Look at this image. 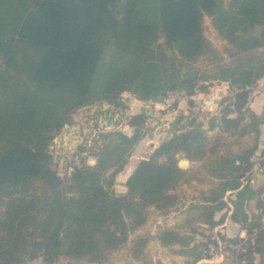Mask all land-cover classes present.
Wrapping results in <instances>:
<instances>
[{
  "label": "trees",
  "instance_id": "1",
  "mask_svg": "<svg viewBox=\"0 0 264 264\" xmlns=\"http://www.w3.org/2000/svg\"><path fill=\"white\" fill-rule=\"evenodd\" d=\"M206 15L227 41L229 58L206 38ZM176 52L190 62L207 59L213 72L183 73ZM210 76L229 82L234 92L221 100L220 116L208 129L197 116H184L178 131L139 160L127 193L114 186L143 137L145 113L131 116V136L103 133L95 152L72 146L73 152L89 150L96 163L60 174L56 145L71 135L81 106L100 99L120 104L126 90L141 101L170 90L208 92L198 83ZM262 77L264 0H0V264L107 260L145 224L150 207L169 212L181 200L180 185L204 179L181 167L180 156L202 163L218 180L191 205L210 227L223 223L230 209L224 197L234 195L231 219L247 236L220 233L229 251L223 264L230 257L237 264H264V185L253 187L249 179L264 124V113L252 111L249 102ZM216 128L210 138L208 130ZM224 134L251 143L222 154ZM255 197L259 211L250 213ZM148 239L131 241L135 255ZM157 239L180 245L191 264L212 258L218 246L211 235L197 241L173 228L159 231Z\"/></svg>",
  "mask_w": 264,
  "mask_h": 264
},
{
  "label": "rangeland",
  "instance_id": "2",
  "mask_svg": "<svg viewBox=\"0 0 264 264\" xmlns=\"http://www.w3.org/2000/svg\"><path fill=\"white\" fill-rule=\"evenodd\" d=\"M203 27L206 38L213 44V46L218 51H220V53H222L224 42L222 41V37L219 35L218 31L214 27L213 19L210 16H204ZM163 41H164L163 39H160V42ZM176 54L178 58V64L183 73L191 70H205L209 74L213 72L211 63L203 57H200L199 60L196 62H190L185 60L179 53L176 52ZM198 84L199 86L200 85L209 86L208 90H211V92L218 90L219 92H221V96H222V88H224L222 87V85L223 86L225 85V83L223 84L222 81H220L219 79L216 78L213 79L212 76H210L206 80H201ZM170 91H168L165 95L153 97L147 101L154 103L155 106L161 103L162 104L164 103L166 106V97ZM202 92L203 91H200V89H197V93L195 94H188L186 92L181 98L175 100L177 101L176 103H183L185 107L179 108L178 111H175V109L174 111H171L173 113L172 116H174L175 114H178V116L184 114L183 117L185 116L187 118L188 116H191L192 118L194 115L195 117L197 116L198 120L203 121L201 119L202 116V118L206 119V121L208 122V124H204V128L208 129L209 121L211 120V118L214 116H220V111L222 106L220 104V106H218L217 108H213V109L210 108L204 110V111H209L210 114H207L206 112L202 111L201 108L200 109L197 108L195 109L196 111H193L191 106L188 107V101L197 100L198 98H200L199 94ZM203 96L204 94L201 95V97ZM133 98H136V95L133 92L126 90L122 93L119 99L120 104H112L107 102L105 99H100L94 101L93 103L86 104L78 108L74 112V116H77V118L74 120L73 123L74 129L72 130L75 131L73 133V137L75 138V142L78 143L77 146L78 149H80V147L85 146L87 149H91L92 152H95L98 149V146H100L104 142L101 134L114 132V131H119V132L128 131L130 125L129 122L131 121V116H132L130 112L131 111L130 107L133 103L134 100ZM203 100L204 99L200 100V104L201 101ZM173 104L174 102H172L171 105L167 106V108L172 107ZM86 106H91V107H88L87 109H83ZM113 115H115L117 118V121L115 122L112 121L111 119L113 118L112 117ZM102 116H104L105 118H102ZM108 116L111 117L108 118ZM118 119L120 120V122H118ZM184 122L186 123L187 121L185 120ZM147 123L149 124V128H147V130L149 129L148 133L150 134V136L154 141L155 140L157 141L159 137L163 138L165 131L167 132L168 136L165 135L164 137L169 138L176 131H178L177 129L179 128L178 125L173 126V124L170 125V127H167L166 125L169 123L167 118L161 119L160 123L157 122L154 123V121L152 120L148 121ZM156 124H158L157 127H159V129H156ZM146 125L147 124H145V126ZM218 130H219L218 128L214 130H208L209 137L211 138L215 136ZM228 139H227L228 143L222 148L221 153L223 154L238 152L243 146L251 143L250 137L240 139L234 136L233 137L228 136ZM154 144L155 143H152V145ZM57 147L59 148V144H57ZM69 156H71V154L66 153L62 159L56 161L59 164V166L57 167L61 175H65L67 172L71 171L68 166L69 161H67L69 160V158H71ZM90 156H91V165H92V163H94V159H93L94 156L92 155ZM201 167H203L202 163H198V162L189 165L188 168H194L195 170H197L203 176L204 179L192 180L190 183H183L182 185H180V187L176 190V192L181 196V200L176 207L172 208L167 213L158 210L155 207H150L148 210V218L145 224H143L135 232L131 233L130 240L126 245H124L117 251L113 252L107 260L101 262L100 264H191L190 261L191 258L186 253L180 251L182 250L181 249L182 247L180 245L172 244L165 246L157 239V235L159 231L166 228H173L184 235L186 234L192 235L193 238L197 241L203 239L205 240L206 236L211 235L212 238L218 241V246L213 247L215 255L222 253L225 256L228 255L229 251L226 250V243L222 241L220 237V233L222 232L218 231L220 230V225L213 228L210 227L208 224H206L203 221L199 210L191 207L192 204L202 202L201 199L202 191H208L218 182V180L207 176L206 169L205 168L202 169ZM262 169L264 171V168ZM127 173L126 172L123 173V176H126ZM253 174L254 171L252 172V175ZM262 176L263 175L261 171L260 175H258L257 178L254 177L253 184L259 182L258 184L260 186L264 185V179L262 178ZM251 180L252 179H250V181ZM251 202L248 208L252 211L254 209L256 210L257 197H255ZM2 213H3V208L0 205V215ZM139 235H146L149 237V239L143 249V253L137 256L132 250L131 241L136 236ZM239 246L240 245H236V246L232 245L233 248H237ZM40 260L41 259H39L36 264H42ZM223 262H221V264H223ZM228 262L230 264H237L236 261L231 259V257L228 260ZM56 264H82V263H79L72 259L61 258Z\"/></svg>",
  "mask_w": 264,
  "mask_h": 264
},
{
  "label": "crops",
  "instance_id": "3",
  "mask_svg": "<svg viewBox=\"0 0 264 264\" xmlns=\"http://www.w3.org/2000/svg\"><path fill=\"white\" fill-rule=\"evenodd\" d=\"M228 1L229 0H226V2H228ZM222 41L224 42L222 52H223L224 56L226 58H228L229 57L228 54L226 52H224V47L227 46V41L224 40L223 38H222ZM222 83L223 84L225 83L224 86L222 85V87H224V88H222V96H221V92H219L218 90H215L213 92H211V90H209L208 92H202L199 94L200 95L199 97L201 99H204L203 101H201V104H200L201 99L198 98L199 100L197 99V100L188 101V107L191 106V108H192L195 105L192 108L193 111H196L195 109H197V108H199V109L201 108V110L204 111L206 109H210V108L213 109V108H217L218 106H220L221 100L224 97L232 94L231 86H230L229 82L222 81ZM251 89H252V95H251V99L249 102V107L255 113H257L259 115L263 114L264 113V77H262L258 81L257 85H255ZM203 94H204V96L201 97V95H203ZM133 99H134L133 103L130 107L131 115L139 114V113H145L146 114L145 124H147V125L145 126V124H144L143 137L140 140L139 144L136 146L134 152L132 153L131 158H130V162L126 165L124 171H122L117 178L116 184H122L125 186H127L126 181H127L128 177L130 176L131 172L134 170V168L137 165V163L139 162V160L141 158H144L147 155V153L150 150V147L152 146V143H155L154 145L156 147L157 145L160 144V142L164 138H166V137H164L165 135L168 136L167 132L165 131L163 138L159 137V139L157 141L156 140L154 141L152 139V137L150 136V134L148 133L149 129L147 130V128H149V124L147 122L152 120V121H154V123L155 122L160 123L161 119L167 118L169 123L167 125L164 123L167 127H170V125H172V124H173V126L174 125L176 126L183 119L184 114H182L181 116H178V114H175L174 116H172L173 113L171 111H174V109H175V111H178L179 108L185 107L183 103H176L175 102L173 104V106L170 107L171 108L170 109V108H167V104L165 106L164 103L163 104L161 103V104L155 106L154 103H152L150 101H141V100H138L137 98H133ZM194 101H195V103H194ZM198 104H200V105H198ZM204 112H206L207 114H210L209 111H204ZM114 116L115 115H113L112 116L113 118H111V119H112V121L115 122V121H117V118H116V116L115 117ZM109 117H111V116H108V118ZM102 118H105V117L102 116ZM187 118H191V116H188ZM201 119L203 120L204 124H208L206 119H203L202 116H201ZM118 122H120L119 119H118ZM157 125L158 124H156V129H159V127H157ZM154 128H155V126H154ZM73 129H74V127L72 126V128H71L72 133L68 139L65 137V138H63V140L60 143H58L59 148L56 145L58 152L54 153V161H59L60 159L63 158V156L66 153H70V154L73 153L72 146H73V149L78 146V143L75 142V138L73 137V133L75 132V131H72ZM135 130H136V127L129 125L128 131H123V132L121 131V132L131 136L135 133ZM145 132H146V134H145ZM218 132H219V130H218ZM224 136H225L224 140L226 141L228 139L229 135L224 134ZM228 141H229V139H228ZM60 152L63 154L61 157L58 156L59 155L58 153H60ZM180 158L181 159L179 160V165L183 168H188L189 165H191L192 163H196V162L190 161L189 159H187L183 156H180ZM93 159H94V163H96V158L93 157ZM253 162H254V169H253L254 174L252 175V178L250 177V179H252L250 182H251L253 187H258V186H260L258 184L259 182L258 183L255 182L256 184H253V182H254V177L257 178L258 175H260L261 171H262V175H263L262 178L264 179V173H263L264 171L262 169V168H264V124L261 126L260 141L258 144V149H257V151L253 157ZM94 163H92V165ZM125 172L126 173L128 172V173L126 174V176H123V173H125ZM114 188H115V186H114ZM120 194H124V193H120ZM233 197H234V195L232 194L231 191H228L224 197V199L228 202L230 209L228 210L227 216H226L225 220L223 221V223L220 225V230H218V231L222 232V235L226 236V237H236V236L246 237L247 236L246 230L243 229L240 226V224L234 222L231 219V214L233 212L234 206H233L232 202H230V199ZM251 203H249L248 206ZM247 210L250 213H252V212L257 213L258 212V209H256V210L254 209L252 211L248 207H247ZM221 228H222V230H221ZM224 259L226 261V256L222 253V254H217V255L213 256L212 258L202 259V260L198 261V263H196V264H209V263L210 264L211 263L221 264V262H223ZM38 260L39 259L31 262L30 264H36ZM40 261L43 264L42 260H40ZM217 261H219V262H217Z\"/></svg>",
  "mask_w": 264,
  "mask_h": 264
},
{
  "label": "built area",
  "instance_id": "4",
  "mask_svg": "<svg viewBox=\"0 0 264 264\" xmlns=\"http://www.w3.org/2000/svg\"><path fill=\"white\" fill-rule=\"evenodd\" d=\"M185 90H172L169 92V94L166 97V104L167 106L171 105L172 102H177L175 100L181 98L185 94ZM69 168L70 170H73L74 168H81L86 164L91 165V156H90V151L89 150H80V151H75L69 156Z\"/></svg>",
  "mask_w": 264,
  "mask_h": 264
},
{
  "label": "water",
  "instance_id": "5",
  "mask_svg": "<svg viewBox=\"0 0 264 264\" xmlns=\"http://www.w3.org/2000/svg\"><path fill=\"white\" fill-rule=\"evenodd\" d=\"M91 106H86L83 109H87L88 107H91ZM115 190L118 193H126V192H128L129 189H128V186H125V185H122V184H116L115 185Z\"/></svg>",
  "mask_w": 264,
  "mask_h": 264
}]
</instances>
